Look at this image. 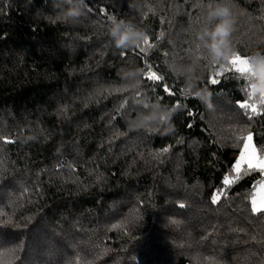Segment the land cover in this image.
I'll return each mask as SVG.
<instances>
[{
	"label": "trees",
	"instance_id": "trees-1",
	"mask_svg": "<svg viewBox=\"0 0 264 264\" xmlns=\"http://www.w3.org/2000/svg\"><path fill=\"white\" fill-rule=\"evenodd\" d=\"M85 2L67 23L63 0H0V137L14 141L0 140V264H264V213L252 211L264 172L232 171L247 131L264 154V114L239 109L246 81L197 47L207 0H110L108 15L153 45L128 49L99 0ZM231 7L236 52L264 51V0ZM193 62L188 89L169 64ZM138 99L175 107L171 130L130 128L147 111Z\"/></svg>",
	"mask_w": 264,
	"mask_h": 264
},
{
	"label": "clouds",
	"instance_id": "clouds-1",
	"mask_svg": "<svg viewBox=\"0 0 264 264\" xmlns=\"http://www.w3.org/2000/svg\"><path fill=\"white\" fill-rule=\"evenodd\" d=\"M63 3L68 5L62 12L65 22L73 23L85 14L87 8L85 0H63ZM234 24L231 0H207L202 8L200 26L196 35L197 47L206 50L210 66L228 61L236 52L231 40ZM108 35L117 49L138 46L148 37L146 31L140 29L135 23L115 16L110 19ZM247 59L251 64L250 75L253 77L249 90L259 98L260 94H264V51H254ZM196 67V62L186 66L169 64L170 71L185 79L188 89L195 88L196 81L199 79L196 75ZM139 71H128L126 77L135 78L139 75ZM194 95L196 97L210 96V93L206 89H198ZM136 102L143 104L147 111L140 112L130 119L128 121L130 128L141 130L167 125L165 131L171 130V117L175 112V107L162 106L159 99L151 103L142 99Z\"/></svg>",
	"mask_w": 264,
	"mask_h": 264
},
{
	"label": "snow or ice",
	"instance_id": "snow-or-ice-1",
	"mask_svg": "<svg viewBox=\"0 0 264 264\" xmlns=\"http://www.w3.org/2000/svg\"><path fill=\"white\" fill-rule=\"evenodd\" d=\"M110 0H99V13L101 16H107L110 20L113 16L108 15V3ZM88 7V6H87ZM89 11L92 9L89 8ZM144 44H147L149 47H153L152 44L149 43V38L146 37ZM139 48V45L137 46ZM143 51V49H141ZM229 65H231L230 71L238 74L236 78L242 77L245 81V92L247 95V99H242L237 101V106L241 110H250L251 113L256 114L258 113V107L261 114H264V94H260L259 98L257 99L256 94L252 93L249 88L253 77L250 75L251 64L248 61L247 57L241 56L237 52L233 53L230 59L227 61ZM221 69L224 68L223 64H217ZM147 71L143 73L146 79L153 81L156 85H159L164 88V91L172 95L171 86L165 83V77L161 74H158L157 71L153 70V66L146 62ZM217 76H223L225 73L223 71H217ZM210 82L212 84L220 83L215 77L210 78ZM177 108L180 107L179 105L176 106ZM176 110V109H175ZM247 114V112L245 113ZM191 115V114H189ZM239 131L244 132V128H240ZM254 133L252 131H247V135H241L237 137V140L240 144H242L241 148L237 149L238 155L234 159V164L232 166V171L235 173H241L242 166L246 165L244 171L247 173L255 172L259 170L260 172H264V154H258L257 149L253 145ZM4 143H13L11 139L8 137H0ZM162 152H167L168 148L165 147L161 150ZM264 151V150H262ZM231 175V173L229 174ZM240 179V175H236L234 178H229V176H225L222 180L223 185H231L236 180ZM261 188H264V181H261L260 184ZM220 193L217 192L212 197V202H217ZM252 211L255 213H264V202H261L259 206L256 204L255 197L252 198Z\"/></svg>",
	"mask_w": 264,
	"mask_h": 264
},
{
	"label": "rangeland",
	"instance_id": "rangeland-1",
	"mask_svg": "<svg viewBox=\"0 0 264 264\" xmlns=\"http://www.w3.org/2000/svg\"><path fill=\"white\" fill-rule=\"evenodd\" d=\"M253 145H254V141H253ZM255 146V145H254ZM256 148V147H255ZM257 153H258V151H257ZM259 154V153H258ZM242 168H243V166H242ZM264 181V180H263ZM260 184H261V182L259 183V185H258V187H257V189H256V191H255V194H254V196L253 197H255V199H256V204H257V206H259L260 204H261V202H264V188H261L260 187Z\"/></svg>",
	"mask_w": 264,
	"mask_h": 264
}]
</instances>
